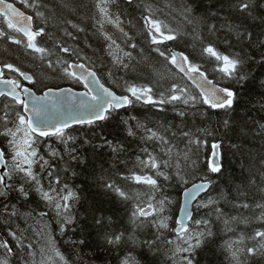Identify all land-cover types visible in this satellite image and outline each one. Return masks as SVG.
Here are the masks:
<instances>
[{"label": "snow or ice", "instance_id": "1", "mask_svg": "<svg viewBox=\"0 0 264 264\" xmlns=\"http://www.w3.org/2000/svg\"><path fill=\"white\" fill-rule=\"evenodd\" d=\"M87 8L75 0H0V41L32 62L0 63V264H95L82 251L92 247L93 233L116 264H149V256L150 264L159 256L163 264H197L198 251L221 231L232 234L224 245L229 264L264 259V228L237 234L241 224L264 223L256 173L242 164L238 177L227 178L222 142L201 170L198 154L212 133L188 126L189 116L203 123L216 115L241 140H264V117L238 116L240 89L256 80L253 67H264V0H164L163 8L156 0H91L85 15ZM174 13L179 26L169 19ZM137 14L143 42L134 32ZM185 37L196 57L171 46ZM137 104L161 113L170 107L179 124L125 118ZM113 120L123 136L104 132ZM177 138L185 141L182 151ZM89 166L101 191L131 205L127 224L84 207L82 189L70 181ZM259 168L264 184V156ZM173 185L183 188L182 203L163 194ZM173 205L178 216L170 227Z\"/></svg>", "mask_w": 264, "mask_h": 264}, {"label": "trees", "instance_id": "2", "mask_svg": "<svg viewBox=\"0 0 264 264\" xmlns=\"http://www.w3.org/2000/svg\"><path fill=\"white\" fill-rule=\"evenodd\" d=\"M54 3H58L59 0H53ZM158 5L163 8L164 0H156ZM77 4H88L89 8L81 9V11L87 15L90 14L91 8L90 3L91 0H75ZM20 6V5H18ZM167 11V9H165ZM227 13V9L225 8V13ZM175 19L173 20L171 17L169 19L173 23L174 26L181 25L182 21L178 15L173 14ZM128 19H132V17H128ZM139 20V15L137 14L136 19L133 20V23L136 25L134 32L137 33V40L142 41V36L140 33V24L137 23ZM59 35V33H57ZM185 41L187 43L181 42L179 46L172 44L171 46L176 50H183L186 54H190L191 57H196L197 53L193 51L191 47L192 40L191 37H185ZM92 42V41H89ZM95 46V45H94ZM81 47H83V43L81 42ZM7 49V51H6ZM2 62H12L16 63L21 67H31L32 62L31 58L27 56V54L23 51V49L18 48L17 46H9L4 42L0 41V63ZM208 71L211 73V65H207ZM253 75L256 77V80L252 83H249L246 88L240 89V94L242 97L241 106L238 110L239 117H248L249 120L254 117L259 120L261 117H264V110L261 109L260 103V93L264 92V89L259 87V81L264 80V67L255 66L252 68ZM63 86H70L68 84H63ZM75 88H82L79 85L74 86ZM164 87H167V83H164ZM39 92V86L35 89ZM119 93V89H114ZM2 107V105H0ZM123 112V110H121ZM128 115H135L143 122L148 123L150 126L152 124H161L165 122L176 123L179 124L178 120H173L174 113L169 110L161 113L157 109L152 108L151 106H143L141 104H137L134 109L129 110L128 113L125 114V118ZM203 118L201 117H188V126L192 127L195 130L196 127H207L212 135L205 137L206 143L201 147L199 156V165L201 170L204 169V166L208 164L211 159L212 153V145L214 143H221L220 153L221 159L225 167V176L227 178L238 177L241 173V165L244 164L252 169L253 172L256 173L255 180L256 184L260 186V188H264V184L261 183L259 178V162L262 156H264V140H260L259 138L253 139L249 136L246 140H241L235 133L232 131L226 130L223 128L222 123L220 121V117L216 115H212L208 121L201 122ZM105 133L111 132L113 135L123 136L124 133L122 129L117 126V121L113 120L110 124H108L105 129ZM175 143L178 145V150L184 149L185 141L182 139H175ZM233 144L241 145V151L237 152L236 149L232 148ZM137 151V144L135 142L132 143L129 148V159L132 160L134 157L132 153ZM99 159V158H97ZM103 159H107V150L103 151ZM131 167V164L129 165ZM107 167V165L105 166ZM79 172V175L73 178L70 182L74 187H79L82 189L81 196L82 202L85 208L89 210H98L97 214H103L105 216H111L113 221L119 226L122 221L124 224L128 223V214L130 211L131 205L121 204L114 196L111 194H106L101 191L95 182L93 176V168L89 166L87 169H76ZM96 175L100 173V163H96ZM245 175H248L245 172ZM125 187L132 188L130 184H125ZM221 187H225L223 182H221ZM142 190V189H141ZM182 187L173 186H165L163 190V194L168 196L170 199L181 203L182 201ZM249 195L254 197L255 199H260V194L258 189H250ZM35 207V205H33ZM78 210L83 216L84 208H81L77 205ZM169 214L173 217V221L170 222V227H174V220L178 215V211L176 205H173ZM203 212L194 213L195 216L202 215ZM256 212H245L244 215L256 216ZM264 228V223L253 220L251 224L248 226L239 225L237 227V234L244 233L247 237L251 235L255 229ZM54 231H58L55 229V225H53ZM214 231L216 229L214 228ZM232 234H225L224 232H219L217 236L212 238V240L197 253V264H229V254L225 249V241L228 240ZM64 239H67L65 237ZM89 243L92 245L91 248L83 249L82 251L88 252L91 256V259L95 261V264H116V255L114 252L109 251L103 245L102 237L93 233L89 237ZM61 250L65 252L69 258L72 257L71 245H67L63 243L61 240ZM148 262L153 260V257L149 256ZM166 258L164 256H159L156 258V264H163ZM251 264H264V259L260 257H256Z\"/></svg>", "mask_w": 264, "mask_h": 264}, {"label": "water", "instance_id": "3", "mask_svg": "<svg viewBox=\"0 0 264 264\" xmlns=\"http://www.w3.org/2000/svg\"><path fill=\"white\" fill-rule=\"evenodd\" d=\"M65 87H68V86H65ZM77 91H83V89H76ZM37 94H40L37 92ZM182 201H183V195H182ZM193 204H195V201L193 202ZM178 216V215H177Z\"/></svg>", "mask_w": 264, "mask_h": 264}, {"label": "bare ground", "instance_id": "4", "mask_svg": "<svg viewBox=\"0 0 264 264\" xmlns=\"http://www.w3.org/2000/svg\"><path fill=\"white\" fill-rule=\"evenodd\" d=\"M181 203H182V201H181Z\"/></svg>", "mask_w": 264, "mask_h": 264}]
</instances>
